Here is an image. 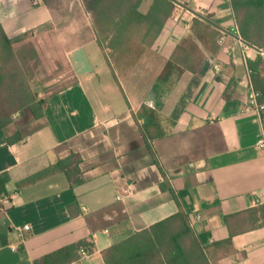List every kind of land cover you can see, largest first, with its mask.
Instances as JSON below:
<instances>
[{"label":"crops","instance_id":"crops-1","mask_svg":"<svg viewBox=\"0 0 264 264\" xmlns=\"http://www.w3.org/2000/svg\"><path fill=\"white\" fill-rule=\"evenodd\" d=\"M62 1L0 0V28L17 46L39 40L41 56L45 34L63 29ZM172 1L150 45L119 53L129 67H113L93 18L88 37L54 39L71 49L35 82L42 115L25 109L0 127V174L10 176L0 264H35L79 242L92 253L68 264H171L172 251L146 231L179 212L201 216L195 247L183 236L182 264H264L263 130L257 114L243 112L254 76L264 80V50L240 36L231 0ZM151 5L142 0L138 10ZM143 106L157 114L147 137L136 119ZM72 155L81 158L77 184L55 168Z\"/></svg>","mask_w":264,"mask_h":264},{"label":"trees","instance_id":"trees-1","mask_svg":"<svg viewBox=\"0 0 264 264\" xmlns=\"http://www.w3.org/2000/svg\"><path fill=\"white\" fill-rule=\"evenodd\" d=\"M141 2L142 0H90L87 5V10L92 13L98 42L110 39L107 46L101 47L110 51L112 65L118 70L134 65L132 62L119 60L121 58L119 53H124L127 49L126 44L135 42L139 46L140 42H145L150 45L174 9L172 0H152L149 11L142 14L138 10ZM231 3L242 39L264 50V0H231ZM17 43L11 41L0 28V127L9 125L13 116L25 109H30L36 117H40L45 105L43 100H38L29 86L35 68L32 63H36L39 57L40 41L27 42L21 46H17ZM130 49L128 46V50ZM249 66L253 69L251 63ZM169 68L168 65L166 71ZM160 81H165V78L161 77ZM253 82L255 91L259 93V102H264V80L258 84L254 76ZM136 119L144 120L141 131L147 137V130L157 121V114L143 106ZM18 138V136L9 138L8 142L11 143ZM148 147L152 152L149 143ZM152 156L164 177L162 166L153 152ZM80 163V156L72 155L59 161L55 168L63 171L69 180L74 181L73 184H77L82 181ZM9 181L10 176L7 173L0 174V198L6 194V185ZM161 188L166 189V185L162 183ZM149 232L160 246L167 247L169 252L172 251L171 264H182L183 259H186L182 247L183 236L191 235V247H195L189 217L183 212L154 225L150 231H146ZM149 242L151 243L148 246L153 245L152 240ZM82 249L92 253L93 247L85 242H79L45 256L42 261L35 264H68L81 258ZM191 259H194L193 253Z\"/></svg>","mask_w":264,"mask_h":264},{"label":"rangeland","instance_id":"rangeland-1","mask_svg":"<svg viewBox=\"0 0 264 264\" xmlns=\"http://www.w3.org/2000/svg\"><path fill=\"white\" fill-rule=\"evenodd\" d=\"M88 3L89 0L62 1L61 9L63 22L59 24V27L63 29H61L62 31H54L50 29V31L45 34V38L43 37L41 39L42 41L45 40L46 45L43 46L41 56L39 55L37 62L32 63V65L35 66L33 76L29 80V86L32 91L35 89V82H40L46 79L48 73H50L56 66L55 62L60 60L61 56L71 49V47L55 46L54 39L56 36L72 38L76 33H80L84 38V36L88 37L92 32V13L87 10ZM65 23H69L70 25L73 23L72 27L74 30L66 31ZM115 69L118 70L117 68Z\"/></svg>","mask_w":264,"mask_h":264},{"label":"built area","instance_id":"built-area-1","mask_svg":"<svg viewBox=\"0 0 264 264\" xmlns=\"http://www.w3.org/2000/svg\"><path fill=\"white\" fill-rule=\"evenodd\" d=\"M32 1L34 3H37L39 0H32ZM209 62L212 65L215 72L220 71L221 68L216 62H214L213 60H210ZM258 98H259V93L257 91H255V89L253 87H251L249 92L247 93V96H246L243 112L244 113L254 112L259 117L261 125H262L263 134L257 140L256 148L264 151V102H259ZM140 123H141V121H140ZM4 199L7 202V199L6 198H4ZM82 211L84 213H86L87 208L83 207ZM200 219H201V216L196 215L193 219L190 220V226L192 227L194 224V221H199ZM28 230H29V226L25 225L23 228L18 229V233L20 236H22L23 233L27 232ZM89 256H90V253H88L87 250H85V249L81 250V259L88 258Z\"/></svg>","mask_w":264,"mask_h":264}]
</instances>
